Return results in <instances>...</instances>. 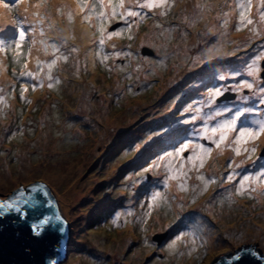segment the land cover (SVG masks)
<instances>
[{"label": "rangeland", "instance_id": "1", "mask_svg": "<svg viewBox=\"0 0 264 264\" xmlns=\"http://www.w3.org/2000/svg\"><path fill=\"white\" fill-rule=\"evenodd\" d=\"M25 1L31 3L23 0L5 7L4 0H0L6 25L8 22L11 26L18 14L22 16L17 7L22 8ZM180 1L175 0L174 7ZM188 2L189 14L170 10L161 16V9H155V15L150 12L147 22L133 25L132 39L125 32L106 41L107 49L102 51L111 53L115 45L116 50L130 55L110 57L104 64L97 56L98 45L83 37L84 20L75 15L68 23L64 14L62 27H71L77 38L76 46L72 42L75 38L69 37L67 50L75 47L78 51L53 69V76L61 81L58 86L49 89L45 79L44 86L33 91L31 83L27 84L25 96L31 103L21 100V81L13 75V70L19 75L28 50L23 49L25 55L19 63L14 62L12 50L6 55L0 53L6 68L0 70V87L8 93L10 106L5 109L6 118H0V195H9L38 180L51 187L58 210L70 228L67 259L61 264H201L209 254L230 246L258 252L264 258V185L250 199L247 195H234L235 181L223 182L230 171L227 165L233 159L237 164L245 161L237 169L241 172L264 165V160H257L264 159V135L255 142L257 151L251 160L246 159L247 153L235 156L229 148L222 153L214 149L199 172L192 169L189 173L187 190L180 189V179L169 180L167 186L164 183L170 170L166 168L168 161L161 162L159 157L173 150L194 126L184 123L194 114L189 106L206 98L208 89L235 85L248 78L233 80L230 74L241 70L264 47V39H259L262 35L251 31L255 26L264 33V22L259 21L257 12L258 0H252L250 15L254 25H248V31H236L229 16L227 25L222 27V13H229L231 5L224 7L220 1L217 8L215 0H201L212 6L211 11H205L194 25H188L184 17L196 14L197 0ZM64 3L65 0H56L49 6L45 0L35 8L34 12L48 17L43 25L46 36L65 38L57 31L62 27L56 25L60 14L55 11ZM31 16L29 21H34L36 17ZM230 17H236L237 24L236 7H232ZM117 20L112 19L107 27H113ZM96 21L92 26L99 39ZM49 23L53 25L51 29L47 28ZM157 23L163 28H175L169 33L156 27ZM3 24L0 17V26ZM228 27L235 29L228 32ZM194 33L201 35L200 41H195ZM41 39L37 29L36 40ZM144 46L153 49L152 56L139 53ZM31 62L28 70L36 71V61L31 58ZM102 65L112 69L109 75L115 85L108 84L111 79L99 70ZM95 73L101 76L105 89H92L91 76ZM220 76L227 78L220 80ZM82 78L86 81H79ZM12 84L15 91L9 87ZM242 94L251 96L247 89ZM222 102L216 101L223 106ZM21 126L23 134L17 132L9 139ZM154 163L160 166L151 167ZM200 173L217 178V183L202 193L197 178ZM157 190L167 199L155 201L149 209V201ZM229 192L233 193L231 203L226 199ZM128 212L132 215H126ZM116 217L119 219L114 222ZM178 235L183 239L170 249Z\"/></svg>", "mask_w": 264, "mask_h": 264}, {"label": "snow or ice", "instance_id": "2", "mask_svg": "<svg viewBox=\"0 0 264 264\" xmlns=\"http://www.w3.org/2000/svg\"><path fill=\"white\" fill-rule=\"evenodd\" d=\"M22 2L23 0H12L13 5ZM44 2L45 0H39V3L35 7L39 8ZM174 5L175 0H131L128 7L125 6V0H93L91 5L87 3V0H83L80 3V11L84 14V21H90L94 16L98 22L97 31L99 32V39L97 42V56L100 58L101 63H104L110 57L120 59L121 57L130 55V53L124 50H116L115 45L112 46L113 51L111 53L102 51L107 40H111L113 37H120L125 32H128V38L132 39L131 30L134 24L151 18L149 17V13L151 12L155 15V9H161L159 14L166 16ZM5 7H8V4H5ZM211 7L210 4L197 0V4L195 5L196 14L192 17L185 16L184 23L194 25L199 19L203 18L205 11H211ZM236 8L238 11L236 31H241L248 25H254V20L250 16L252 0H237ZM56 12L57 14H63V8L58 7ZM257 12L259 21L264 22V0H259ZM24 13H28V8L24 9ZM32 15L36 17L34 21H29L27 15L20 16L18 14L17 18L12 21L11 28H8L7 25L0 26V53L6 55L9 49L12 50L14 62H20V57L25 55L23 46L25 43H28V58L25 59L22 70L18 76L15 70H13V75L21 81L20 98L26 103H31L25 96V93L28 91L27 84L31 83L33 91L37 87L42 88L45 79L48 81L47 86L49 89L58 86L61 81L58 77L53 76V69L56 67L58 61L67 62L70 54L78 51L77 48L73 47L70 53L65 54L61 51L62 45L58 44L55 40L50 41L44 38L45 31L43 25L48 18L47 15H43L38 11L32 13ZM222 15L225 19L222 20L221 26L224 27L228 23L227 17L229 13L223 12ZM115 18L122 21L124 26L109 31L108 28L104 27V24ZM68 19L70 21L73 19L71 12L68 13ZM52 27L53 25L49 23L48 28L51 29ZM156 27L162 28L163 31L169 33L175 28V26L163 28L159 23H157ZM37 29H39L40 37L43 38L40 40V43L45 45L46 49H52L53 58L48 61H41L37 58L36 71H31L28 70V61L31 59L32 47L37 43ZM6 30L11 35H8ZM251 31L254 35L260 34L255 26ZM261 61H264V47L255 56L250 58L241 70L230 74L233 80L238 77L248 78L240 79L235 85H224L208 89L206 98H201L200 101L189 106V111H192L194 114L189 119H186L184 123L194 126L186 132L184 137L174 146L173 150L159 157V161L161 162L168 161L166 168L170 170L165 176V186H167V182L171 179H180V189L187 190L186 181L189 178V173L192 169H196L199 172V169L204 167L206 160L211 156L214 149H219L222 153L225 148H229L235 156L247 153L246 159H252V156L257 151L255 142L264 135V79L260 77ZM118 67L123 68L124 66L118 65ZM45 68L47 69L46 72L44 71ZM0 70H6L2 65V61H0ZM109 70L111 71L112 69L109 68ZM41 73H43V76ZM226 78L225 76L219 77L220 80H225ZM9 87L12 91H15L14 84ZM244 89H247L251 93V96L243 95L242 90ZM229 91L236 94L234 99L230 102H222L223 106L217 104V99L225 96ZM7 96L8 93L5 92V89L0 87V118H6L7 113L5 109L10 107L7 104ZM197 120L201 121V123L197 124ZM17 132L21 135L23 134L22 126L12 132L9 139L15 136ZM250 143L253 144L251 148L247 147ZM259 159L261 157H257V160ZM244 163L245 161H241L237 164L234 159L231 160L227 165L230 171L223 182L232 183L235 181L234 195L241 197L247 195L248 198L253 199L252 194L257 192L261 185H264V165H260L252 171H237V169L243 167ZM253 164L255 165L256 161H253ZM159 166L157 163L151 165V167ZM197 178L201 181V186L199 187V192L201 193L206 191L210 184L217 183L216 177H207L202 173ZM192 190L194 192L197 191L195 188ZM261 194L264 195V191ZM48 195L47 189L40 186H32L30 189H20L8 199H0V215H4L6 212H15L23 218L28 208L39 212L45 203H51L40 198ZM232 196L233 193L229 192L228 197H226L229 203L233 202ZM165 199L167 197L163 192L157 190L152 194L149 201V209L154 206L155 201ZM24 206H27V208ZM126 215H132V213L128 212ZM56 219L59 220V217H56ZM118 219L119 217H116L114 222ZM51 220L52 217L40 213V218L32 224L34 233L39 235L41 230L50 224ZM182 239L183 236L178 235L169 245V248L174 249L177 241ZM203 243L202 241L200 246H203ZM193 245L195 246V240H193ZM191 251L189 250V255ZM241 251L245 250L242 249ZM240 258V254L237 253L230 259L239 261Z\"/></svg>", "mask_w": 264, "mask_h": 264}, {"label": "water", "instance_id": "3", "mask_svg": "<svg viewBox=\"0 0 264 264\" xmlns=\"http://www.w3.org/2000/svg\"><path fill=\"white\" fill-rule=\"evenodd\" d=\"M112 26L111 29L113 30L119 26V23ZM141 53L142 55H152L154 51L144 46L141 48ZM261 65L264 79V61L261 62ZM234 97L235 93L229 91L225 96L218 98V102L231 100ZM33 186L46 188L49 195L40 198L51 203H45L39 212L28 208L23 218L15 212H6L4 215H0V264H61L66 223L60 218L56 199L50 189L42 184ZM31 187L27 186L22 189H30ZM20 189L9 195H0V199H8ZM24 207L27 208V206ZM40 213L52 217V220L37 235L32 229V224L40 218ZM56 217H59V220ZM241 250L238 247L230 246L209 254L202 260L201 264H264V258L258 253L248 249ZM237 253L240 254V260H231L230 258Z\"/></svg>", "mask_w": 264, "mask_h": 264}, {"label": "clouds", "instance_id": "4", "mask_svg": "<svg viewBox=\"0 0 264 264\" xmlns=\"http://www.w3.org/2000/svg\"><path fill=\"white\" fill-rule=\"evenodd\" d=\"M54 1H56V0H48V3L49 4H51V5H49V6H52V4L54 3ZM259 1V0H258ZM4 2H5V4H8V6H10L11 5V3H12V0H4ZM72 2V3H71ZM81 2H83V0H65V3H64V5L62 6V8H63V14H60L59 15V18H58V21L56 22V25H60L59 26V29H60V27H62V22L65 20H63V18H64V16L66 15V22H68V23H70L71 21L68 19V13L69 12H71V14H72V17L73 16H78L79 18H81V21L83 20V13L80 11V3ZM87 3L89 4V5H91V3H92V0H87ZM20 4V3H19ZM28 4H29V1H28ZM66 4V5H65ZM18 5V4H17ZM66 7H67V10H65L66 9ZM25 8H28V13H30V9H29V7L27 6V4L23 7V8H18L17 7V10L19 11V13L22 15V16H24V15H27V18H28V20L30 19V16H31V13H30V16L28 15V13L27 14H25L24 13V9ZM12 9V8H11ZM36 10V9H35ZM34 10V11H35ZM33 11V12H34ZM56 11V10H55ZM251 11V10H250ZM2 12V11H1ZM32 12V13H33ZM65 14V15H64ZM64 15V16H63ZM1 16H4V14H3V12H2V15H0V17ZM29 16V17H28ZM251 16V15H250ZM94 19H95V17L93 16L92 17V19L90 20V22H88V21H84L83 23H89V25H84V27H85V33L83 34V37L84 38H88V40H93L94 42H95V46H97L98 44H97V42H98V37L96 36V33H95V30H94V28H93V26H92V22L94 21ZM115 19H118V18H115ZM5 21L3 22L4 24H6V19H4ZM92 21V22H91ZM95 21H96V19H95ZM118 22L117 23H119V26L117 27V28H119V27H121L122 25H123V22L122 21H119V20H117ZM97 22V21H96ZM98 23V22H97ZM109 22H107V23H105V26H106V28H108V30L109 31H111L112 29H111V27H107V24H108ZM110 25V24H109ZM97 27L98 26H95V28H96V30H97ZM48 28V27H47ZM117 28H115V29H117ZM114 30V29H113ZM58 32H60V35L61 34H65V38H57V37H53L52 35H49V36H46L45 35V38H47L48 40H55L58 44H60V45H62V47H61V51L62 52H64L65 54H68V53H70V51L69 50H67V47H68V45H69V41H71L70 40V38L69 37H71V35L73 36V34H72V32H71V27H62V29L61 30H57ZM57 31H55V32H57ZM260 35H262V36H260V40L261 39H264V33L263 34H261L260 33ZM73 38H75V40H72V42L74 43V44H76L75 42H77V38L76 37H74L73 36ZM254 45V44H253ZM24 46H25V48H23V49H27L28 50V45H27V43H25L24 44ZM76 46H77V44H76ZM105 47V46H104ZM253 47V46H252ZM106 48V47H105ZM142 48V47H141ZM141 48H140V50H141ZM107 49V48H106ZM153 50V49H152ZM80 52H81V50H80ZM140 53H141V51H140ZM141 55H142V53H141ZM142 56H152V55H142ZM31 58H33L35 61L37 60V58H39L41 61H48V60H51L53 57H52V49L51 48H47L46 49V46L45 45H43V44H41L40 42H37L33 47H32V51H31ZM69 60V59H68ZM262 62V61H261ZM31 59L29 60V62H28V66H30L31 64ZM61 63L62 64H65L66 62H64V61H58V63H57V65L56 66H58V65H61ZM56 68V67H55ZM239 68V67H238ZM240 69V68H239ZM31 70V69H30ZM45 70H47V69H45ZM261 70L263 71V67H262V65H261ZM2 71H4V70H2ZM262 71L260 72V77H261V79H263V77H262ZM6 72V71H5ZM96 74V73H95ZM95 74H92L94 77L96 76ZM5 77H8V75H7V72H6V76ZM97 78V77H96ZM95 78V79H96ZM210 78V77H209ZM208 78V80L209 81H211L212 82V79L213 78H210L209 79ZM104 82V81H103ZM91 85H93L94 86V80H92L91 81ZM95 87V86H94ZM96 88V87H95ZM97 90H101L100 88H97ZM236 95V94H235ZM231 100H233V99H231ZM231 100H228L229 102L231 101ZM218 102V101H217ZM220 102H222V101H220ZM147 179H149V177H147ZM38 184H42V185H45V186H47L49 189H50V191H51V187H49L47 184H45L44 183V181H40V180H38V181H36L33 185H38ZM32 185V184H31ZM30 185V186H31ZM32 185V186H33ZM21 186V185H20ZM22 187V186H21ZM18 189H20V188H18ZM59 214L61 215L60 216V218H62L63 220H64V222L66 223V233H65V243H64V253H63V257H62V261H61V263L64 261V260H66L67 259V253H68V250H67V244H69L70 243V228H69V222L65 219V217L62 215V212H61V210L59 211Z\"/></svg>", "mask_w": 264, "mask_h": 264}, {"label": "trees", "instance_id": "5", "mask_svg": "<svg viewBox=\"0 0 264 264\" xmlns=\"http://www.w3.org/2000/svg\"><path fill=\"white\" fill-rule=\"evenodd\" d=\"M73 1V0H72ZM220 1L222 2V5L224 6V7H228V6H230V9L228 10V12H229V21L235 26L236 25V17L235 18H233V19H231V17H230V15H231V12H232V7H236V5H237V0H215V4H216V7L218 8L219 7V5H220ZM131 2V0H125V5L127 4V7L129 6V3ZM72 3V2H71ZM224 3V4H223ZM189 2H188V0H181L180 1V5H177V6H173L172 8H171V11L172 10H175L176 12H185V13H187V14H189V12L191 11L190 10V8H189ZM80 20H81V18H80ZM146 20V22H147V19H145ZM3 22H4V20H2ZM94 21H95V19H94ZM93 21V22H94ZM92 22V21H91ZM92 22V23H93ZM84 25H89V23H83ZM143 24V23H142ZM104 27H106L105 26V24H104ZM141 27V26H140ZM236 27V26H235ZM235 27H228V32H232L234 29H235ZM248 27V26H247ZM247 27H245L244 29H243V31L245 30V31H248V28ZM242 31V32H243ZM194 35L197 37L196 38V40L195 41H200L201 40V35H197V34H195L194 33ZM114 38L115 39H117V38H119V37H113L111 40H114ZM199 39V40H198ZM245 40H247L246 38H245ZM108 42L110 41V40H107ZM141 51V50H140ZM134 53H137V54H139L137 51L135 52L134 51ZM141 54V53H140ZM104 64V63H103ZM100 71H102L104 74H105V76H106V78L107 79H111V82H108V84H110V85H112V83L115 85V79L113 80V78L109 75V67H103V65H102V67L99 69ZM91 74V73H90ZM92 77V79H91V81L92 80H95V86L96 87H98V88H102V89H105L106 88V86L104 85V82L101 80L102 78H101V76L97 73L96 74V76L94 77L93 75L91 76ZM97 77V78H96ZM96 78V79H95ZM243 79V78H242ZM86 81V79H84V78H82V79H79V81ZM155 81H159V79H156ZM91 87H92V89H97V88H95L93 85H91ZM90 87V88H91ZM113 89V87H111V88H109L107 91H109V90H112ZM98 94V93H97ZM97 94H95V95H97ZM95 95H92V97H94ZM170 95H167V98L169 97ZM260 160H264V159H260ZM254 252V251H253ZM256 253H258V252H256Z\"/></svg>", "mask_w": 264, "mask_h": 264}, {"label": "bare ground", "instance_id": "6", "mask_svg": "<svg viewBox=\"0 0 264 264\" xmlns=\"http://www.w3.org/2000/svg\"><path fill=\"white\" fill-rule=\"evenodd\" d=\"M36 2H38V1H37V0H31V3L28 4V1H25V3L22 5V8L27 4V6H28L29 9H30V13L32 14V12H33V11L35 10V8H36V7H35ZM0 11H1V10H0ZM30 13H28L29 16H30ZM3 14H4V13H3ZM4 16H5V15H4ZM4 16H1V21L5 19ZM9 16H10V15H9ZM29 16H28V17H29ZM31 17H32V16H31ZM34 18H35V17H34ZM4 21H5V20H4ZM12 21H13V20H12ZM11 23H12V22H11ZM3 25H4V24H3ZM5 25H6V24H5ZM7 25L10 26V24H8V22H7ZM8 26H7V27H8ZM11 26H12V25H11ZM11 26H10V27H11ZM10 27H9V28H10ZM79 27H80V26H79ZM80 34H81V33H80ZM81 36H82V35H81ZM81 36H80V37H81ZM80 39H83V38H80ZM84 40H85V39H84ZM80 41H81V40H80ZM85 41H86V40H85ZM81 43H82V42H81ZM81 43H80V44H81ZM88 43H89V42H88ZM83 44H84V41H83ZM31 63H32V62H31ZM80 197H81V196H80ZM175 204H176V201H175ZM177 205H178V203L176 204V206H177ZM123 243H124V242H123ZM122 245H123V244H122ZM131 261H132V260H131Z\"/></svg>", "mask_w": 264, "mask_h": 264}]
</instances>
